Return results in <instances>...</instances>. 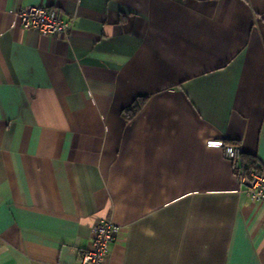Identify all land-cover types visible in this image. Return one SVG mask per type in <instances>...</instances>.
I'll return each mask as SVG.
<instances>
[{"label": "crops", "instance_id": "1", "mask_svg": "<svg viewBox=\"0 0 264 264\" xmlns=\"http://www.w3.org/2000/svg\"><path fill=\"white\" fill-rule=\"evenodd\" d=\"M31 4L69 31L23 29ZM208 140L264 163V0H0V264H78L104 218L109 264H264Z\"/></svg>", "mask_w": 264, "mask_h": 264}, {"label": "built area", "instance_id": "2", "mask_svg": "<svg viewBox=\"0 0 264 264\" xmlns=\"http://www.w3.org/2000/svg\"><path fill=\"white\" fill-rule=\"evenodd\" d=\"M16 15L23 29L36 28L41 36L65 34L71 26V21L64 18L56 7L31 4L18 9ZM206 145L222 149L243 192L251 200L264 204V163L257 170H245L238 144L208 140ZM120 230V226L111 220L99 219L92 228L90 246L78 255V264H109L110 245L120 234Z\"/></svg>", "mask_w": 264, "mask_h": 264}, {"label": "trees", "instance_id": "3", "mask_svg": "<svg viewBox=\"0 0 264 264\" xmlns=\"http://www.w3.org/2000/svg\"><path fill=\"white\" fill-rule=\"evenodd\" d=\"M145 100H146V96H139V97H136L135 99H133L132 102L127 107H125L123 109V111H122L123 115L127 119L132 118L141 109ZM226 142H228V141H226ZM241 163H242V166L245 170H250V169L257 170L260 167L257 165V162L253 157L246 155L242 152H241Z\"/></svg>", "mask_w": 264, "mask_h": 264}]
</instances>
